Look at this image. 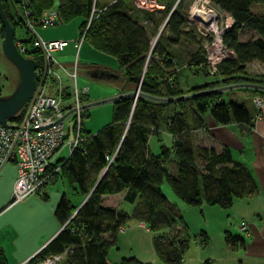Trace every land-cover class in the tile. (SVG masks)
Segmentation results:
<instances>
[{
    "label": "trees",
    "instance_id": "obj_1",
    "mask_svg": "<svg viewBox=\"0 0 264 264\" xmlns=\"http://www.w3.org/2000/svg\"><path fill=\"white\" fill-rule=\"evenodd\" d=\"M2 1L17 41L15 25L20 22L14 19L10 0ZM26 1L31 17L38 18L44 8L56 2L58 21L81 16V24L93 6L99 8L85 39L97 49L117 57L120 77L135 87L139 84L145 92L177 96L235 81L264 83V73L250 75L246 71V64L254 59L264 64V14L251 9L256 2L264 5V0H211L235 19L223 35L234 56L218 63L213 78L194 83L185 77L182 65L204 73L202 45L192 53L191 61L185 63L176 57L174 50L160 47L158 42L152 45L149 35L151 29L166 19L167 39L172 44L182 38L199 42L195 29L185 26L188 19L184 0H178L171 11L175 0H159L163 5L151 8L138 6L134 0H113L105 4L99 0ZM14 2L19 8L23 7L22 0ZM244 27L255 29L259 35L240 40L239 33ZM0 32L3 35L1 21ZM31 53L38 63L37 54ZM245 88L253 95H264V90ZM221 95L222 91L200 93L174 101L137 96L134 104L132 96L121 97L113 101L111 121L106 126L91 134L82 133L81 126L84 139L68 155L56 160L59 168L54 176L63 178L84 200L78 205L66 193L61 194L54 214L62 227L30 257L28 264H38L51 253H65V264H148L134 256H123L119 261L107 256L120 231L118 227L124 225L129 215L102 204L101 196L124 188H127L125 200H138L133 217L144 220L154 230L170 228L169 235L159 234L154 240L158 256L166 264H181L189 236L181 224V215L161 189L163 182L190 205L205 202L229 207L233 199L258 192L256 179L240 160L233 158L228 146L216 151L193 140L192 130L205 127L207 114L223 124L232 118L249 122L244 104L224 101ZM18 116L19 112L8 120L16 121ZM159 125H164L173 139L170 146L155 153L149 150L148 140ZM41 197H46V193ZM224 239L232 249L244 246L245 242L242 236L230 233H226ZM4 258L0 249V264H5ZM200 264H209V259Z\"/></svg>",
    "mask_w": 264,
    "mask_h": 264
},
{
    "label": "crops",
    "instance_id": "obj_2",
    "mask_svg": "<svg viewBox=\"0 0 264 264\" xmlns=\"http://www.w3.org/2000/svg\"><path fill=\"white\" fill-rule=\"evenodd\" d=\"M99 1L101 4H105L113 0ZM158 3L151 2L149 7L163 5L162 2ZM10 9L13 12L12 6ZM251 9L256 13L264 14V5L260 2L253 3ZM80 18L82 21L81 16ZM241 31H244V35ZM241 31L239 33L240 40L259 35L251 27H244ZM36 32L39 36L48 39L61 37L73 39L75 37L74 33L63 32L59 27L50 32L47 27H42L38 28ZM73 51L74 46L70 43L59 54L60 59H66L67 56L73 54ZM115 58L116 66H113L112 61L110 64L82 63L83 72L89 78L103 77L104 75L99 70L106 71L111 75V73L120 70L119 61L117 57ZM252 61H256V59ZM250 62L246 64V70H248ZM77 63H79L78 56ZM119 76H108L118 83L116 90L111 94L135 88L130 81ZM76 84L81 89L87 87L86 84L78 85L77 79ZM242 88L245 89L243 92L250 93V100L247 101L243 98L235 102L242 103L247 108L249 122H239L232 118L230 122L223 124L216 122L207 114L205 127L193 129L192 136L195 143L213 147L216 151H220L225 145L228 146L233 158L240 160L256 179L258 192L253 196L233 199L229 207L205 202L200 205H190L178 198L168 183L163 182L161 189L181 215V224L185 226L189 236L181 264H200L204 259H209V264H264V110L260 112L253 102V94L249 89ZM242 88L239 90H243ZM223 92L224 90L222 95ZM82 95L83 101H89L105 94L93 93L87 88ZM110 121L103 126L99 122L90 121L89 123L98 125L97 128H102ZM85 126L90 127L91 125L86 123ZM83 127L84 122L82 123ZM98 130H94L92 133ZM154 137L155 139H152ZM172 139V135L165 129V126L159 125L157 132H154L148 140L149 150L159 153L163 147L171 145ZM4 166L7 169L6 174L0 177V203L10 197L16 176V165L13 162H7L1 167ZM58 177L53 176L48 182L46 197L33 195L32 199L35 200L36 206L30 205L25 216L19 219V230L9 235L5 226H0V249L4 253L5 264H28L30 257L60 230L62 224L56 218L54 209L62 193H66L78 205L83 202L84 198L73 191L63 178L60 177L61 182L57 183ZM126 190L127 188H124L117 192L104 193L101 196L102 204L112 206L129 215V218L124 222L123 229L117 232L113 244L108 249V258L119 261L123 256H134L148 264H166L158 256L154 240L159 234L169 235L170 228L162 227L154 230L144 220L133 217V210L138 200L133 202L125 200ZM202 231H204V235H201ZM226 233L242 236L245 241L244 246L234 245L235 248H230L224 239ZM202 238L204 239L203 243L201 242ZM56 264H65V253Z\"/></svg>",
    "mask_w": 264,
    "mask_h": 264
},
{
    "label": "built area",
    "instance_id": "obj_3",
    "mask_svg": "<svg viewBox=\"0 0 264 264\" xmlns=\"http://www.w3.org/2000/svg\"><path fill=\"white\" fill-rule=\"evenodd\" d=\"M10 2L14 19L24 28L27 34L25 39H30L31 42V47H28L23 39H18L17 47L27 56L33 57L31 52H35L39 62L34 68L35 88L19 111L18 119L8 120L6 124L0 122V167L7 162L16 165V176L7 205L29 194H44L48 182L59 168L56 160L60 157H56V154L60 147L67 144L68 155L73 147L84 139L80 129L86 116V108L81 105L85 102L82 94L86 92L87 87L81 89L76 84L77 54L90 23L99 10L95 6L92 7L85 25H79L78 35L73 39H48L39 36L36 30L38 27L58 23L55 5L44 8L40 16L34 18L29 15L26 0H22V8L14 1ZM134 2L141 7H149L151 2L159 4L160 1ZM188 12L197 32L203 37L201 64L205 66L207 74H215L221 60L234 56L233 49L224 41L223 35L232 27L235 19L211 0H192ZM70 43L74 46L75 55L71 70L58 58ZM253 102L260 112L264 110V95H253ZM69 109L71 111L66 113ZM69 116L71 121L66 126ZM71 133L73 135L69 139ZM118 229L122 230L123 225ZM62 257V253H51L38 264H56Z\"/></svg>",
    "mask_w": 264,
    "mask_h": 264
},
{
    "label": "rangeland",
    "instance_id": "obj_4",
    "mask_svg": "<svg viewBox=\"0 0 264 264\" xmlns=\"http://www.w3.org/2000/svg\"><path fill=\"white\" fill-rule=\"evenodd\" d=\"M192 0H184V7L187 9V19L188 21L186 22V27H190L194 30L196 33L197 39L200 38L199 42L196 41H189L187 39H180L177 43L172 44L168 39V29L166 26H164L160 31V25L157 28L151 29L150 30V40L151 44L155 45L157 42L159 43L160 47H166L168 49L174 50L176 52V57L178 59H182L183 62L188 63L191 61V55L192 53L203 43V37L197 32L195 28V24L193 20L191 19L188 8L190 5V2ZM56 3V2H55ZM54 3V5H55ZM84 20V19H83ZM81 18L80 16H74L70 18L67 21H58V23L48 26L47 29L50 32L51 30L56 28H61V31H65L67 33L71 32L74 33V35H78V27L79 25H85L86 21L81 24ZM62 26V27H61ZM42 28V27H38ZM241 33L244 35V31ZM158 34V35H157ZM157 35V38L155 36ZM27 34L24 31V28L20 25L17 24L15 25V37L18 39H23L26 40ZM2 41H3V35L0 32V96H7L9 95L16 87L18 80H19V72L15 64L5 55L3 49H2ZM28 47H31V42L26 41ZM79 51H78V57H79V63L76 68V76L75 80L77 79L78 85H83L86 84L88 90L90 89L91 92L93 93H102L105 94L102 97L111 95L114 90H116L117 82L113 78H108V77H101V78H89L86 74L83 72V65L82 63H102V64H110L113 63V66L117 65V60L115 56L112 54H109L107 52H104L102 50H99L95 48L88 40H84L80 46H79ZM60 59V57H58ZM75 55L71 54L66 57V59H60L61 61L66 60V67L71 70L72 69V64L70 62L74 61ZM68 62V63H67ZM183 66V71L185 77L188 79L189 82L194 83V82H199L204 79H211L215 74H207L206 71L204 73H201L197 68L191 67L188 68V66ZM181 66H178L180 69ZM177 68V69H178ZM197 70L196 73L194 71ZM101 72V70H99ZM248 74L250 75H259L264 73V65L256 60V61H251L248 65V70H246ZM114 73H118L117 71ZM113 76V75H112ZM120 77V76H119ZM92 79V80H90ZM224 84V83H223ZM81 88V87H79ZM242 87H233L224 90L223 95L221 96V99L224 101H237L239 99H245L247 101L250 100V93L248 92H243V90H239ZM115 94V93H114ZM112 110H113V101H105L101 102L95 105H92L90 107L86 108V116L83 119L84 122V127L82 130V133H92L94 130H98L101 127H98L94 125L93 123L99 122L100 124H106L111 120L112 117ZM70 116L66 119V126L69 124ZM90 121H93V123H89ZM90 124L91 126H85V124ZM85 128V129H84ZM97 128V129H96ZM89 130V131H88ZM162 134V133H160ZM73 133L69 136V139L72 137ZM152 134L150 135V137ZM149 137V139H150ZM152 139H155L152 138ZM152 149V145H151ZM68 153V146L67 144H63L59 151L56 154V157H65ZM6 166L0 167V177H3L6 174ZM61 178H57V183L60 184ZM167 183V182H166ZM33 195L40 196L38 194H29L22 198L19 201L13 202L9 205H6L3 207L5 204H7L10 199L6 198L2 203H0V226H5V228L8 231V234H14L16 230L18 229V223L19 219L25 216L26 210L29 209L30 205L36 206L35 200L32 199Z\"/></svg>",
    "mask_w": 264,
    "mask_h": 264
},
{
    "label": "water",
    "instance_id": "obj_5",
    "mask_svg": "<svg viewBox=\"0 0 264 264\" xmlns=\"http://www.w3.org/2000/svg\"><path fill=\"white\" fill-rule=\"evenodd\" d=\"M177 2L178 0L174 1L170 11ZM0 21L3 26L2 49L5 55L15 64L19 72V80L15 89L7 96H0V122L6 124L9 118L15 116L21 110V108L30 98L35 88L36 80H35L34 68L36 66V60L31 56L24 55L17 47L16 41L14 40V27L5 13L2 0H0ZM165 22L166 19L160 25L159 31L164 27ZM157 35L155 36L154 39L157 38ZM102 73L103 71H101V74ZM111 75H113L112 77L119 76V74L117 73H111ZM233 87H251V88H258L264 90V83L255 82V81H235V82L219 84L210 88H206L190 93H185L177 96H163V95L148 93L141 90L138 84L133 89H129L105 97H100L97 99L85 101L84 103H82L81 106L83 108H87L101 102L114 101L118 98L126 97V96L133 97V104L135 103V99L137 96H143L158 101H174L183 98H188L200 93L223 91ZM70 111L71 109H69L66 113Z\"/></svg>",
    "mask_w": 264,
    "mask_h": 264
},
{
    "label": "flooded vegetation",
    "instance_id": "obj_6",
    "mask_svg": "<svg viewBox=\"0 0 264 264\" xmlns=\"http://www.w3.org/2000/svg\"><path fill=\"white\" fill-rule=\"evenodd\" d=\"M102 75H104L105 77H108V76L111 77L112 76V75H110V73H108L106 71L105 72L103 71Z\"/></svg>",
    "mask_w": 264,
    "mask_h": 264
}]
</instances>
